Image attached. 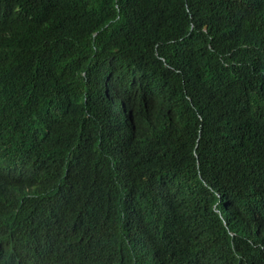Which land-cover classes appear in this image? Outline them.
<instances>
[{
  "label": "trees",
  "instance_id": "1",
  "mask_svg": "<svg viewBox=\"0 0 264 264\" xmlns=\"http://www.w3.org/2000/svg\"><path fill=\"white\" fill-rule=\"evenodd\" d=\"M7 100L62 200L0 231V261L45 230L82 264H164L175 226L204 261L264 264V0H0Z\"/></svg>",
  "mask_w": 264,
  "mask_h": 264
},
{
  "label": "clouds",
  "instance_id": "2",
  "mask_svg": "<svg viewBox=\"0 0 264 264\" xmlns=\"http://www.w3.org/2000/svg\"><path fill=\"white\" fill-rule=\"evenodd\" d=\"M14 109V101H0V231L13 238L31 234L28 223L33 219L37 229L48 208L62 200L57 174L47 168L53 174L50 181L47 175L39 173L38 158L29 154L26 137L20 135L24 122ZM165 218L151 221L135 242L147 245L151 239L163 235L167 228L162 222ZM39 234L41 236L27 248L28 252L0 264H82L79 260L83 255L81 236L67 240L53 238L45 230ZM167 234L175 241L168 243L169 250L157 251L154 258L163 259L164 264H213L209 258L204 261L199 254L190 253L186 239L181 238L175 226L167 229ZM135 258L139 263L137 254Z\"/></svg>",
  "mask_w": 264,
  "mask_h": 264
}]
</instances>
